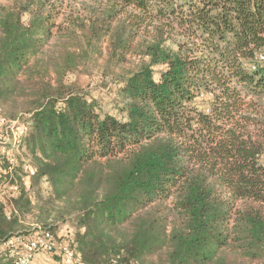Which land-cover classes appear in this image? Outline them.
Masks as SVG:
<instances>
[{
  "label": "trees",
  "instance_id": "trees-1",
  "mask_svg": "<svg viewBox=\"0 0 264 264\" xmlns=\"http://www.w3.org/2000/svg\"><path fill=\"white\" fill-rule=\"evenodd\" d=\"M94 3L87 48L110 35L127 51L152 28L148 60L120 78L122 118L63 84L86 54L44 0L0 8V116L27 128L14 163L0 155V242L30 235V213L78 264H264V0Z\"/></svg>",
  "mask_w": 264,
  "mask_h": 264
},
{
  "label": "rangeland",
  "instance_id": "rangeland-1",
  "mask_svg": "<svg viewBox=\"0 0 264 264\" xmlns=\"http://www.w3.org/2000/svg\"><path fill=\"white\" fill-rule=\"evenodd\" d=\"M30 0H0V8L5 7L14 11H19L22 6L28 4ZM45 9L43 17H50L57 28L54 33L57 34L60 41L69 42L70 48L75 52L84 50L85 57L78 63V67L73 72H69L63 80V84L68 86L73 93L83 95L88 101L95 103L96 108L101 114L107 113L118 118L120 78L127 76L129 73L136 71L142 62L148 59L143 58L144 42H148L152 38L151 33H146L144 29L138 31L130 49L124 51L121 47H117L112 41L110 35L103 37L100 41L94 42V46L87 48L86 39L83 36L82 30L79 28L80 22H87V8L90 6L96 7L98 0H44ZM21 20L27 23V13H22ZM74 20V23L71 22ZM87 24V23H86ZM72 35L68 37V34ZM127 40L128 35H125ZM166 46L172 47L170 40L166 41ZM160 67L153 68L155 77ZM209 97V96H208ZM204 99V100H203ZM206 96L199 97L196 103L200 108H205L207 103ZM62 107V103L57 105ZM26 162H28L26 160ZM25 222L26 232H33L36 224L33 214H26L21 218ZM71 227L66 224L63 229Z\"/></svg>",
  "mask_w": 264,
  "mask_h": 264
},
{
  "label": "built area",
  "instance_id": "built-area-1",
  "mask_svg": "<svg viewBox=\"0 0 264 264\" xmlns=\"http://www.w3.org/2000/svg\"><path fill=\"white\" fill-rule=\"evenodd\" d=\"M259 61H264V56H258ZM254 69V66H252ZM27 133V128L19 120H7L0 116V155L13 156L20 138ZM10 146L6 148L5 146ZM24 169L29 177L33 176L35 170L25 162ZM15 189V188H14ZM4 245L13 252V264H32L31 259L38 251L59 253L70 262L74 258L73 252L65 245L59 244L54 234L37 226L30 235H16L4 241ZM76 262H79L77 260ZM113 264H118L114 261ZM135 264V263H134Z\"/></svg>",
  "mask_w": 264,
  "mask_h": 264
},
{
  "label": "crops",
  "instance_id": "crops-1",
  "mask_svg": "<svg viewBox=\"0 0 264 264\" xmlns=\"http://www.w3.org/2000/svg\"><path fill=\"white\" fill-rule=\"evenodd\" d=\"M13 153V152H12ZM14 154H13V156H12V158L11 157H8V160L11 162V164H12V162L14 163ZM23 169H24V167H23ZM25 170V169H24ZM25 172L27 173V171L25 170ZM0 173H3V174H5L6 173V170H4V169H2L1 167H0ZM23 184H24V187L27 189V191L29 190V188H30V185H31V177H29L28 175L25 177V178H23ZM15 188V187H14ZM3 189V188H2ZM0 190H1V188H0ZM34 203L36 202L35 201V199L33 198V200H32ZM10 210V209H9ZM14 213H15V216L17 215V213L14 211ZM19 217V216H18ZM24 217V216H23ZM22 218V217H21ZM20 217H19V229H21V230H24V231H26L27 230V228H25L26 226H25V222L24 221H22V219H21ZM35 225V227L34 228H32L33 229V231H35V229L37 228V226H39L37 223L36 224H34ZM64 227V226H63ZM63 227H62V229L60 230V233H61V235L62 236H65V234L67 233V234H72V228L71 227H68V228H66V230L67 231H65L64 229H63ZM32 232H30V233H27V234H31ZM5 241V240H4ZM4 241L3 242H0V264H13V262H14V255H13V252H11L5 245H4ZM78 260V258L77 257H75V258H73V260L70 262L69 260H67V261H64L63 263L62 262H60V261H58V260H55L54 258H51L50 256H48L46 253H39V254H37V255H34L33 257H32V259H31V262H32V264H78V262H76Z\"/></svg>",
  "mask_w": 264,
  "mask_h": 264
}]
</instances>
